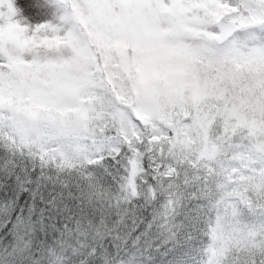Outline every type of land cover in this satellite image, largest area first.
Masks as SVG:
<instances>
[{"label": "snow or ice", "instance_id": "6c2138e0", "mask_svg": "<svg viewBox=\"0 0 264 264\" xmlns=\"http://www.w3.org/2000/svg\"><path fill=\"white\" fill-rule=\"evenodd\" d=\"M0 264H264V0H0Z\"/></svg>", "mask_w": 264, "mask_h": 264}]
</instances>
